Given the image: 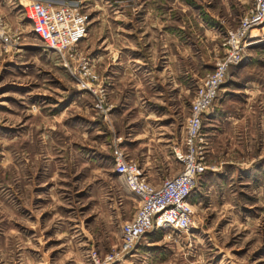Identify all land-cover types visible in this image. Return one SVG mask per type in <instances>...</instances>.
Segmentation results:
<instances>
[{
  "label": "crops",
  "instance_id": "1",
  "mask_svg": "<svg viewBox=\"0 0 264 264\" xmlns=\"http://www.w3.org/2000/svg\"><path fill=\"white\" fill-rule=\"evenodd\" d=\"M230 3L133 0L129 8L123 3L111 10L113 14H103L109 15L106 21L99 19L91 29L87 20L84 34L89 63L102 76L106 89L108 107L103 112L94 109L85 91L70 86L59 61L40 56L27 63L22 76L30 85L22 89L25 106L20 110L21 131L17 134L20 172L25 184L36 186L52 199L47 206L26 205L21 219L25 239L37 231L44 242L64 243L60 251L43 250L69 259L90 248L100 253L118 243L119 225L133 214L125 211V197L136 204L137 198L114 170L110 148L114 142L119 144L152 184L178 169L171 146L181 141L194 90L190 84L195 86L203 74L200 69L212 65L220 51V37L229 25L225 12L235 8H230ZM25 37L16 50L37 44ZM228 67L211 106L201 116L208 144L217 132L215 124L225 118L236 119L226 103V95L237 88ZM42 89L54 95L39 97ZM30 100L42 103L32 110L26 102ZM200 180L202 171L188 195L193 208L201 202ZM63 192L68 194L67 200L60 198ZM33 209L43 210V215H36ZM196 216L191 228L174 234L184 240L200 230ZM110 231L112 238L107 234ZM158 232L163 230L145 232L129 257L147 264L148 247L160 239ZM130 260L125 258L123 264Z\"/></svg>",
  "mask_w": 264,
  "mask_h": 264
},
{
  "label": "rangeland",
  "instance_id": "2",
  "mask_svg": "<svg viewBox=\"0 0 264 264\" xmlns=\"http://www.w3.org/2000/svg\"><path fill=\"white\" fill-rule=\"evenodd\" d=\"M24 1L0 0V13L6 24L20 30L21 40L26 35L25 39L37 43L17 48L19 50L0 45V264H123L125 258L131 259L129 264H138L133 255L129 257L130 252L103 261L107 253L118 248L119 241L103 252L90 248L69 259L55 257L53 254L56 255V252L51 255L43 250L53 248L60 251L66 246L64 243L44 242L37 231L32 237L24 238L26 231L21 219L26 205L44 203L47 206L52 199L49 194L40 193L36 186L25 184L20 172L21 142L17 134L21 131L20 110L25 106L24 100L21 101L22 89L30 85L24 83L26 77L22 76L27 70V63L40 56L59 61L68 74L70 86L85 91L91 102L92 93L79 84L80 79L98 82L96 86L101 84L105 89L102 76L90 66L85 34L71 51L60 54L44 47L43 52L39 37L21 13ZM65 1L77 3L86 11L90 29L98 25L99 19L109 17L103 14H113L111 10L119 4L125 3L128 8L133 4V0ZM230 1V8H235L228 9L225 13L229 15L224 18L229 21L226 26L234 27L252 0ZM223 34L217 56L223 51ZM244 39L248 42L243 46L242 57L237 64L230 65V69L228 67V74H233L231 82L237 88L226 95L229 99L226 103L236 119L225 118L221 124H215L217 132L210 138L209 144L207 140L206 166L202 170L198 193L201 202L193 208L194 216L197 215L201 223L200 230L184 240V236L174 233L167 235L166 230L156 233L160 239L148 247L147 264H264V20L252 27ZM81 63H86L87 73L82 72ZM212 65H205L200 72L211 69ZM193 87L194 82L190 84V89ZM41 91L38 95L42 98L54 95L52 91ZM26 102L32 110L42 103L41 100ZM172 168L175 169V164ZM60 198L67 200L68 194L63 192ZM135 206L134 199L125 197L127 214L134 212ZM42 211L33 209L36 215ZM107 234L109 238L113 237L112 231Z\"/></svg>",
  "mask_w": 264,
  "mask_h": 264
},
{
  "label": "built area",
  "instance_id": "3",
  "mask_svg": "<svg viewBox=\"0 0 264 264\" xmlns=\"http://www.w3.org/2000/svg\"><path fill=\"white\" fill-rule=\"evenodd\" d=\"M21 13L30 23V29L40 38L42 45L58 53L71 51L84 35L87 13L77 3L65 0H26L21 3ZM264 20V0H252L251 5L238 17L234 27L226 26L221 40L222 53L211 69L200 75L189 99L184 117L181 141L171 146V153L178 162V169L162 177L158 184L146 180L142 168L124 149L114 142L110 148L114 170L122 176L125 187L137 198L131 218L119 225V246L107 253L103 261L118 258L131 252L139 238L152 229L166 230V234L186 231L192 227L194 209L188 195L196 176L206 166L207 140L201 129V116L212 104L219 84L224 80L229 64L242 57L247 32ZM22 34L10 28L0 13V45L17 47ZM87 73L86 63H81ZM91 76V75H90ZM79 84L91 91L92 106L97 111L108 107L105 89L98 82L80 79Z\"/></svg>",
  "mask_w": 264,
  "mask_h": 264
}]
</instances>
